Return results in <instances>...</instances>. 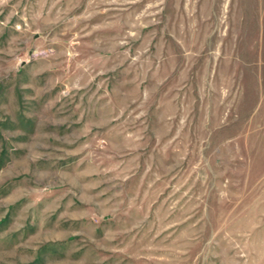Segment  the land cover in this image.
<instances>
[{"label":"rangeland","instance_id":"1","mask_svg":"<svg viewBox=\"0 0 264 264\" xmlns=\"http://www.w3.org/2000/svg\"><path fill=\"white\" fill-rule=\"evenodd\" d=\"M0 264H264V0H0Z\"/></svg>","mask_w":264,"mask_h":264}]
</instances>
